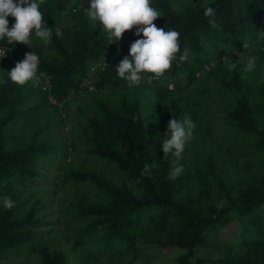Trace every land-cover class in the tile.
Listing matches in <instances>:
<instances>
[{
	"label": "trees",
	"instance_id": "16d2710c",
	"mask_svg": "<svg viewBox=\"0 0 264 264\" xmlns=\"http://www.w3.org/2000/svg\"><path fill=\"white\" fill-rule=\"evenodd\" d=\"M87 2L44 0L38 4L42 26H59L61 38L53 33L50 42L44 43L35 37L33 29L26 44H8L7 37L0 40V45L19 61L25 53L35 52L40 60L37 74L44 73L52 95L64 104L79 94L85 79L95 89H85L87 97L80 101L78 118L57 114L54 120L55 126L70 125L68 130L75 141L63 154L67 158L73 153L77 160L73 162L80 164L75 169L65 163V173L57 171L63 177L61 189L68 184L75 189L71 207L67 206L71 219L65 226L71 230L74 244L68 252L42 246V263L79 260L75 264H100L101 259L108 258L111 264L116 255L122 260L126 251L138 255L143 244L141 250L181 251V264H208L211 259L200 257L198 251L205 245L218 251L216 244L220 243L226 245L225 255L211 264H264V122L253 104L254 100L259 103L264 114V0H150V6L159 10L153 23L165 31L175 29L181 48L175 55L179 57L188 49V57L185 61L174 59L171 68L151 83L145 80L133 87L116 74L115 68L129 57L131 44L143 37L134 35V26L119 43L113 38L117 44L108 45L106 31H101L99 23L83 10L89 9ZM209 6L216 10V28L209 24L210 17L204 16V8ZM7 19L11 30L15 17ZM245 43L247 48H243ZM208 45L221 49L220 54L208 52ZM243 53L245 61L230 71L228 61L236 62ZM248 56L256 57L255 69L242 74ZM94 59L99 67L93 71ZM5 64L0 60V198L10 196L15 207L7 210L0 204V264L8 253L18 255L22 248H36L33 241L42 235L36 227L47 223L37 217L38 207L25 209L27 201H20V197L30 188L28 184L44 177L40 164L56 151L39 138L42 132L38 123L26 120L16 127L17 119L28 113L23 108L26 87L8 79ZM197 74H203L204 79H197ZM213 77L224 86L218 90L222 101H218L214 116L206 102L212 99L205 95L213 91L207 85ZM171 82L173 90L169 89ZM196 85L200 86L193 99L182 96ZM39 93L48 105L47 91L39 89ZM40 108L38 105L34 110ZM52 108L58 110L57 106ZM184 114L197 125L193 139L179 159L171 153L164 155L160 141L168 122ZM221 127L224 130L220 133L230 137L223 142L216 136V129ZM52 128L48 125L44 130ZM11 139L14 146L8 149ZM249 155L256 161L247 163L235 185H230L225 163L233 162L231 168L236 169L237 162ZM89 160L98 161L102 168L113 167L115 172L109 177L101 166L98 170L87 166ZM146 163L156 164L150 176L141 175ZM176 165H182L184 171L169 179ZM81 183L86 185L80 188ZM63 202L66 204L64 197ZM233 226L236 230L232 231ZM225 229L228 236L222 244L219 235L224 236L221 231ZM57 235L51 233L52 243H60ZM120 248L123 251L118 254Z\"/></svg>",
	"mask_w": 264,
	"mask_h": 264
},
{
	"label": "clouds",
	"instance_id": "9594fccd",
	"mask_svg": "<svg viewBox=\"0 0 264 264\" xmlns=\"http://www.w3.org/2000/svg\"><path fill=\"white\" fill-rule=\"evenodd\" d=\"M43 2L44 0H16L14 3L13 0H0V40L7 37L8 44H12L13 41L26 44L25 41L28 40L33 29H35V37L42 39L44 43L50 42L53 33L57 38H61L63 33L59 26L50 28L46 23L42 26L43 16L38 4ZM83 10L90 20L99 22L101 31H106L108 45L116 43L113 38H116L119 43L120 38L126 31L133 29L134 26L143 25V27L137 28L134 33L135 36H142L143 38L131 44L129 48L130 58L125 57L115 68L116 74L121 79L126 80L129 87L138 86L139 83L145 80L151 83L154 77L163 76L171 68L174 59L179 61L187 60L188 49H184L179 57L175 55L181 51L178 43L179 33L175 29H167L166 31L158 29L153 23L159 15V10L150 6V0H91L89 9ZM215 13L216 10L213 7L204 8V16L206 18L210 17L209 24L213 28L218 27ZM8 16L15 17L16 21L11 30L8 27ZM247 47L246 43L243 44V48ZM2 59L6 63V71H9L6 73L7 77L14 84L24 85L37 75L41 77L42 89L47 91V104L59 107L58 103H63V101H59L52 95L51 86L44 73L37 74L40 60L35 52L25 53V58L19 61L14 53L0 45V60ZM240 61H245L244 53L239 56L236 62L230 59L226 67L230 71L234 70ZM95 64L97 63L95 62L92 66L93 71L99 67V64L94 66ZM255 66L256 57L248 56L244 63L242 74L253 71ZM8 67L15 68L10 70ZM141 73H152L153 75L145 77L140 75ZM242 78L245 77L242 75ZM174 87L175 85L172 88L174 89ZM85 89H88V92L95 90L88 79H85L79 85L78 95H84ZM36 112L37 110H34L33 113L35 114ZM62 127L65 130L66 127ZM196 127V123L192 121L188 114H184L179 119H170L164 139L160 141L164 155L171 153L179 159L186 144L193 139ZM67 160H70V158ZM155 167V163L151 165L146 163L141 175L148 174L150 176L151 169ZM183 171L182 165H176L172 168L168 178L174 179ZM2 204L7 210L15 207V201L7 196L2 198Z\"/></svg>",
	"mask_w": 264,
	"mask_h": 264
},
{
	"label": "rangeland",
	"instance_id": "374dc122",
	"mask_svg": "<svg viewBox=\"0 0 264 264\" xmlns=\"http://www.w3.org/2000/svg\"><path fill=\"white\" fill-rule=\"evenodd\" d=\"M87 3L90 5L91 0H88ZM140 27H143V25L136 26V28H140ZM207 49H208L207 50L208 52L213 53V54H216V53L220 54V50H221L219 48H214L211 45H208ZM224 60L225 58L223 57L222 61ZM93 61L96 62L97 59H94ZM96 63L99 64V62H96ZM212 63L215 64V60H213ZM97 64H95L94 66H96ZM8 68L12 70L15 67H8ZM3 69L6 70L5 67H3ZM206 71H209V68H207ZM196 77L199 80H203L205 76L203 74H197ZM181 78H185V77L181 76ZM184 82H187V81H184ZM207 85L213 88V91L210 95L209 94H205V95L210 96L212 99V102L215 103L214 104L211 101L206 100L208 106L210 107L212 111L211 114L212 116H214L218 109L217 103L222 101L221 98L218 96V90L219 89L223 90L224 86L221 83V81L215 79L214 77L210 80V83H208ZM173 86L174 84L171 82L169 84V88L173 89L172 88ZM199 86L200 85H196L195 88H193V90L183 92L182 96L193 99L196 92L198 91ZM25 87H26V91L24 92V94L27 96V99L25 100L26 102H25V105H23V108H25L28 113H25L24 115H22L21 117L17 119L16 127L20 126L23 123V121H26V120H28V122L38 123V126L40 127V133L42 132L39 138L42 139L43 141L47 140V142L49 143V146L54 147L56 151L51 153V155L47 159V162L42 161L40 164V167H41L40 171L44 174V177L39 176L36 179V181L33 183L34 185L28 184V186L32 189L27 188L26 190H24L23 194L20 197V201L22 200L27 201L23 206L25 209L31 208L34 205L38 207L37 213H36L37 217L38 218L42 217V220L46 221L47 223V224H44L43 226L36 227V229H38V231L41 232L42 235L38 236V238H36V240L33 241L34 246H36V248H30V249L22 248L21 249L22 252L19 253L18 255L8 253L6 255L7 257L2 259L1 261L4 264H43L42 263L43 258L41 255L42 252H39V249L42 246L43 247L49 246L51 249L60 248L61 250L68 252L70 249H72L73 244H74L72 232L71 230L69 231L66 230L65 226H66V223L69 221V219H71V215L68 212V207H71L70 202L73 198L75 189H74L73 184H68L65 187V189L62 190L61 188H63V185H61L60 179H63V177H59V175L57 174L58 173L57 171H59L61 174L63 172L64 174L65 172L62 170V168L65 166V163H67L68 166L71 165L75 169L80 167V164L79 162H73L74 160L77 161L73 153H71L70 156L68 154V157L70 158V160H67L68 157L65 158L64 156V154L66 153L67 145L75 141V135L74 134L71 135L70 131L67 132V129L69 128L70 125H68V128L66 127L64 130L61 125L55 126L54 120L58 117V115L61 117L62 115L66 116L67 114L71 118L73 117L78 118L80 116V112H79V107L81 103L80 101L84 100L87 96L86 94L81 95V96L72 95L67 100L66 104L59 102L58 105L60 108L58 107V110L57 109L55 110L52 108V105L50 106L44 105V103L41 101V98L43 100V94L39 93V89L42 90L41 77L36 75L33 78V80H30L25 84ZM30 94L32 96H30ZM142 100L144 101V99ZM223 101L226 102L225 100ZM253 104H254V108L255 106L258 107L257 112H258L259 118L262 122H264V114L260 109L259 103H256V101L254 100ZM38 105H40L41 108L38 109L37 112L34 114L33 113L34 107H38ZM212 124L214 125L215 123L213 122ZM48 125H52L53 128L46 129L45 131L44 129ZM223 130L224 128L222 127L219 128L218 130L216 129L217 131L216 136L219 138H222L221 141L224 140V138L226 139L230 138L227 134L220 133ZM13 146H14V139H11L10 141H8V149H11ZM61 150L63 152H61ZM69 151H71V146L68 147V152ZM232 156L233 155L228 157V159H230ZM246 157H247L246 159L244 158L237 162L236 165L238 167L236 166V169L234 168V166L231 168V165L233 164V162L225 163V168H227L228 166V169H226L228 170V172H226V177H228L230 185H235V181L237 180L238 175L243 172V168H245L247 163L252 164L253 162L256 161L254 155L252 156L249 155ZM99 164L100 163L96 160H89V162L87 163V166L98 170L101 166ZM71 166L70 168H72ZM252 169L253 171L256 172L255 166H253ZM102 171L109 177H112L113 173L115 172L113 170V167L108 168L107 166H104L102 168ZM47 181H49L50 184ZM190 184H191V191L192 193H194L195 192L194 185L192 184L191 181H190ZM85 185H86L85 183H81L79 187L82 188ZM31 194L33 195L32 198H30ZM89 196L92 197V194ZM63 197H64V201L66 204H64L63 202ZM39 199H41V202H39ZM92 200L93 201L97 200L95 195H93ZM0 204L2 206V197L0 198ZM41 204L44 206H42ZM59 204L62 205V209H59V206H60ZM233 230H236L235 226H233L232 231ZM51 233L58 234L57 238L60 240L59 241L60 243L56 244L54 242L53 243L51 242L52 239L55 237L54 235L53 238L52 237L50 238ZM227 233H228V229H225L221 231V234H224V236L219 235V238L222 244H224L225 239H227L225 237ZM61 235L64 236L62 239H61ZM140 246H143V244ZM140 246H139L140 251L138 252V255L133 253L132 251H126L122 260L118 261L117 258L119 256L116 255L118 257L114 256L111 264H181L179 261V258L182 255L181 251L168 249L164 251L160 250V253H158L157 249H154V251L153 249L152 250H149V249L141 250ZM216 246L218 247V251L216 249L214 250L211 245H205L202 250L198 251L200 257L205 258V259H211L208 261V264H211L210 261H213L214 259L216 260L219 257H223L225 255V253L223 252V248L226 245L224 244L223 246V245H220L219 243V244H216ZM120 251L122 252L123 249L120 248L117 253L119 254ZM114 254H116V252H114ZM77 262H79V260L71 264H75ZM99 263L109 264L108 258L104 260L101 259Z\"/></svg>",
	"mask_w": 264,
	"mask_h": 264
}]
</instances>
